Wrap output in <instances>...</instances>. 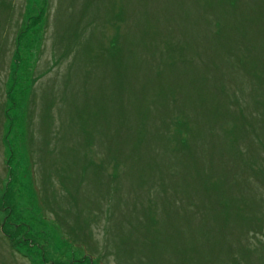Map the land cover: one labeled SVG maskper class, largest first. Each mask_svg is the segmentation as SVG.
<instances>
[{
    "label": "rangeland",
    "instance_id": "rangeland-1",
    "mask_svg": "<svg viewBox=\"0 0 264 264\" xmlns=\"http://www.w3.org/2000/svg\"><path fill=\"white\" fill-rule=\"evenodd\" d=\"M0 264H264V0H0Z\"/></svg>",
    "mask_w": 264,
    "mask_h": 264
},
{
    "label": "trees",
    "instance_id": "trees-1",
    "mask_svg": "<svg viewBox=\"0 0 264 264\" xmlns=\"http://www.w3.org/2000/svg\"><path fill=\"white\" fill-rule=\"evenodd\" d=\"M234 262H235V263H238V262H239V259H236Z\"/></svg>",
    "mask_w": 264,
    "mask_h": 264
}]
</instances>
